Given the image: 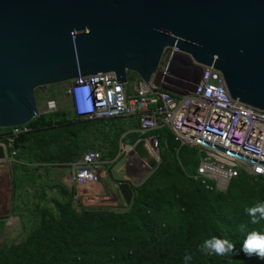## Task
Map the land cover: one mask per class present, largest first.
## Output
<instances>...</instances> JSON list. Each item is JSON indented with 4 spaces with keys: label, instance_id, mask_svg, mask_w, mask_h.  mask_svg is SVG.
<instances>
[{
    "label": "trees",
    "instance_id": "trees-1",
    "mask_svg": "<svg viewBox=\"0 0 264 264\" xmlns=\"http://www.w3.org/2000/svg\"><path fill=\"white\" fill-rule=\"evenodd\" d=\"M27 128L30 131L15 141L17 153L10 169L12 213L29 230L17 245L0 249V264H184L185 253L192 256L189 264H264V259L241 250L248 233H264V221L252 224L244 211L264 201V177L240 174L226 192H219L212 181L195 178L200 162L193 160L196 150L180 146L166 129L140 134L135 117L80 119L56 111L34 118ZM7 132L0 129V136ZM151 136L157 138L160 163L132 189L125 211H76L73 186L57 185L62 196L50 201L39 196L36 204H28L22 198L19 174L69 167L100 146L112 158L118 145ZM241 223L247 224L244 232L239 230ZM212 236L232 241L238 255L199 251Z\"/></svg>",
    "mask_w": 264,
    "mask_h": 264
},
{
    "label": "water",
    "instance_id": "water-1",
    "mask_svg": "<svg viewBox=\"0 0 264 264\" xmlns=\"http://www.w3.org/2000/svg\"><path fill=\"white\" fill-rule=\"evenodd\" d=\"M173 48L264 111V0H0V129L37 117L36 89L108 73L150 83ZM145 144L130 152L148 159ZM117 191L130 206V185Z\"/></svg>",
    "mask_w": 264,
    "mask_h": 264
},
{
    "label": "built area",
    "instance_id": "built-area-1",
    "mask_svg": "<svg viewBox=\"0 0 264 264\" xmlns=\"http://www.w3.org/2000/svg\"><path fill=\"white\" fill-rule=\"evenodd\" d=\"M177 53V49L173 48ZM162 80L167 72H162ZM71 113L80 119L135 117L140 134L168 130L180 146L197 150L200 160L195 178L212 181L218 189H227L240 174L264 177V111L233 100L222 75L215 69L201 67L199 81L190 93L173 94L153 81L141 79L116 85L112 73L71 81L68 90ZM57 111L55 101L45 102V111ZM30 131L27 125L8 129L0 136L5 158L0 167H10L17 150L16 139ZM1 140L3 142H1ZM148 142V143H147ZM146 144L156 147L157 138ZM96 151L86 152L72 164L64 181L75 188L74 200L84 208L115 209L118 198L106 184L108 172ZM106 188V192L98 187Z\"/></svg>",
    "mask_w": 264,
    "mask_h": 264
},
{
    "label": "rangeland",
    "instance_id": "rangeland-1",
    "mask_svg": "<svg viewBox=\"0 0 264 264\" xmlns=\"http://www.w3.org/2000/svg\"><path fill=\"white\" fill-rule=\"evenodd\" d=\"M183 69H188L187 75H182L180 73V70ZM162 72H167L163 80ZM200 73L201 67L195 65L189 57L177 53L173 49H167L162 56L153 82L157 83V86L159 85L162 89L170 91L173 94L184 95L193 90L195 84L199 81ZM127 76L129 84H133L138 78L137 75L135 76L132 73H128ZM70 86L71 82H68L36 89L34 91V96L38 113H43L45 111L46 101H55L59 113L64 112L71 116V102L68 94ZM151 137L142 140L147 141V139ZM138 141L140 140H137L133 145L129 146L122 144L118 145L117 152L112 158L106 156V152L101 146L98 149V152L104 158L103 160L110 165L109 169L108 167L103 166L108 172L106 184L108 187L110 185L115 189L116 197L118 198V206L115 209H118L119 212L127 210L129 206L125 205L124 201L118 194L117 185L120 183H128L131 189L138 188L146 179H148L160 163V156L158 157L156 152V150L159 152L157 145L154 147L155 149H151L146 145L152 153L153 158L156 160V168L153 170H150L146 159H140L137 155H134L133 152H129L130 148H132ZM131 154L133 155L131 156ZM196 155L197 156L193 157V160H201L204 158V155L200 154L198 151ZM71 165L72 164H70L69 167ZM3 166L0 167V178L3 177L6 180L8 210L4 214L0 213V249L4 246L17 245L23 241L29 230L28 225H22L20 219L12 213L14 206L13 191L11 190L13 174L10 167ZM69 167L48 169L46 171L36 170L34 174H32V172L23 175L19 174V177L22 180L21 193L24 201L27 202L28 199V204H36L39 201L37 200L39 196H43L44 200L47 201H50L53 198H61L62 195L59 193L57 185H61L67 189L70 188L71 185L64 181L66 173L70 170ZM211 183V186L216 188L219 192H226L227 189H218L216 183ZM73 206L76 211L84 208L81 203L75 200H73Z\"/></svg>",
    "mask_w": 264,
    "mask_h": 264
},
{
    "label": "clouds",
    "instance_id": "clouds-1",
    "mask_svg": "<svg viewBox=\"0 0 264 264\" xmlns=\"http://www.w3.org/2000/svg\"><path fill=\"white\" fill-rule=\"evenodd\" d=\"M257 171L260 172L264 170L257 169ZM244 211L249 216L252 224H259L261 221H264V201L256 202L250 207L246 206ZM238 227L241 232H244L247 228V224L241 223ZM241 250L248 257L255 255L260 259H264V233L259 231L248 233ZM199 251L209 256L229 257L232 254L238 255L235 244L232 241L227 238H219L216 236L205 239L200 245ZM183 259L184 264H189L192 260V256L185 253Z\"/></svg>",
    "mask_w": 264,
    "mask_h": 264
},
{
    "label": "crops",
    "instance_id": "crops-1",
    "mask_svg": "<svg viewBox=\"0 0 264 264\" xmlns=\"http://www.w3.org/2000/svg\"><path fill=\"white\" fill-rule=\"evenodd\" d=\"M176 72H177V68H176ZM180 73L182 75H187L188 74V69H183V70H180ZM3 178V177H2ZM0 178V213L4 214L7 210H8V198L6 196V193H5V188L3 186V179ZM109 185V184H108ZM108 189L113 193L115 194L116 196V192H115V189L114 187L110 186L108 187ZM98 190H102L104 192H106V188H102L101 186L98 187ZM5 208V209H4Z\"/></svg>",
    "mask_w": 264,
    "mask_h": 264
},
{
    "label": "bare ground",
    "instance_id": "bare-ground-1",
    "mask_svg": "<svg viewBox=\"0 0 264 264\" xmlns=\"http://www.w3.org/2000/svg\"><path fill=\"white\" fill-rule=\"evenodd\" d=\"M148 143V142H147ZM146 145L147 144H145L144 145V150L146 151V153H147V157H148V159H146V161H148L149 159H154L153 158V155H152V153L150 152V150L146 147ZM149 148H151V149H155L154 148V146H152V144H148L147 145ZM129 152H130V150H129ZM132 153V152H131ZM3 186H4V188H5V193H7V184H6V180L5 179H3Z\"/></svg>",
    "mask_w": 264,
    "mask_h": 264
}]
</instances>
